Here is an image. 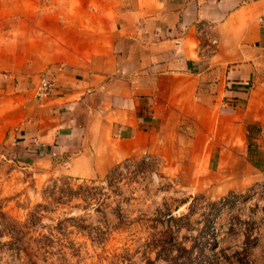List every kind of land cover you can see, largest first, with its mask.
<instances>
[{
  "label": "crops",
  "instance_id": "crops-1",
  "mask_svg": "<svg viewBox=\"0 0 264 264\" xmlns=\"http://www.w3.org/2000/svg\"><path fill=\"white\" fill-rule=\"evenodd\" d=\"M28 19L9 77L55 86L0 115L19 158L77 179L153 158L212 199L264 185V0H61Z\"/></svg>",
  "mask_w": 264,
  "mask_h": 264
},
{
  "label": "rangeland",
  "instance_id": "rangeland-1",
  "mask_svg": "<svg viewBox=\"0 0 264 264\" xmlns=\"http://www.w3.org/2000/svg\"><path fill=\"white\" fill-rule=\"evenodd\" d=\"M60 2L0 0V115H12L20 92L33 95L6 69L18 26H36L28 16ZM159 164L126 161L77 179L0 141V264H264L262 185L207 198Z\"/></svg>",
  "mask_w": 264,
  "mask_h": 264
},
{
  "label": "built area",
  "instance_id": "built-area-1",
  "mask_svg": "<svg viewBox=\"0 0 264 264\" xmlns=\"http://www.w3.org/2000/svg\"><path fill=\"white\" fill-rule=\"evenodd\" d=\"M208 43H210L212 46H215L217 44V39L214 36H209ZM54 86H55L54 73L49 72V70L40 72L37 75V79L33 87V95L36 98H41L47 95L54 88ZM262 187H264V185H262Z\"/></svg>",
  "mask_w": 264,
  "mask_h": 264
}]
</instances>
